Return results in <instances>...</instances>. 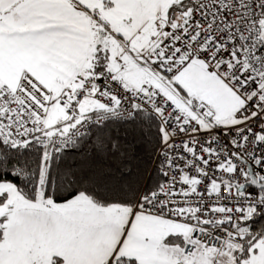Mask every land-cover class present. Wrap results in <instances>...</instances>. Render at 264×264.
I'll list each match as a JSON object with an SVG mask.
<instances>
[{"label":"snow or ice","instance_id":"6c2138e0","mask_svg":"<svg viewBox=\"0 0 264 264\" xmlns=\"http://www.w3.org/2000/svg\"><path fill=\"white\" fill-rule=\"evenodd\" d=\"M0 264H264V0H0Z\"/></svg>","mask_w":264,"mask_h":264}]
</instances>
